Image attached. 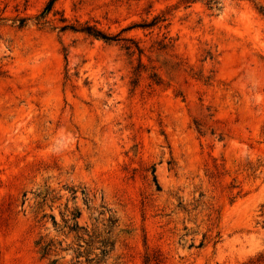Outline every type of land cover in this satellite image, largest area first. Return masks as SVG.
Segmentation results:
<instances>
[{
    "label": "rangeland",
    "instance_id": "1",
    "mask_svg": "<svg viewBox=\"0 0 264 264\" xmlns=\"http://www.w3.org/2000/svg\"><path fill=\"white\" fill-rule=\"evenodd\" d=\"M51 1L0 0V264L109 209L104 264H264V0Z\"/></svg>",
    "mask_w": 264,
    "mask_h": 264
},
{
    "label": "trees",
    "instance_id": "2",
    "mask_svg": "<svg viewBox=\"0 0 264 264\" xmlns=\"http://www.w3.org/2000/svg\"><path fill=\"white\" fill-rule=\"evenodd\" d=\"M54 1L55 0L51 1L50 5L47 7L46 10L50 9L51 4ZM85 30L88 33H90L96 37H101V38L106 39V40L112 39L111 36L105 34L101 30L94 29L91 26H87ZM107 212H109L108 216L105 219L106 220L105 231H106L107 235L104 238H100L101 237L100 233L95 236L97 238V240H95V242L99 244L97 246V249H99L100 252L97 254L96 258L91 259V261H95L94 264H104L106 262L108 256L110 255V253L113 252L114 247H115V240L113 239V233H114V230L116 229V227L118 226V220L115 217V215L111 212L110 209L107 211H102L100 214L106 215ZM79 215H80V212H79ZM95 237L93 238V241H94ZM80 256H81V253H79L77 257H80Z\"/></svg>",
    "mask_w": 264,
    "mask_h": 264
}]
</instances>
